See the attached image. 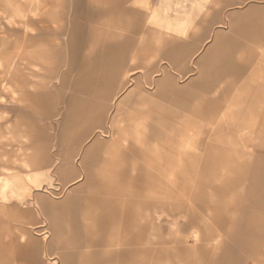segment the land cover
Listing matches in <instances>:
<instances>
[{
  "label": "rangeland",
  "instance_id": "1",
  "mask_svg": "<svg viewBox=\"0 0 264 264\" xmlns=\"http://www.w3.org/2000/svg\"><path fill=\"white\" fill-rule=\"evenodd\" d=\"M216 8L264 29V0H0V264H65L39 193L68 264H264V34Z\"/></svg>",
  "mask_w": 264,
  "mask_h": 264
},
{
  "label": "crops",
  "instance_id": "2",
  "mask_svg": "<svg viewBox=\"0 0 264 264\" xmlns=\"http://www.w3.org/2000/svg\"><path fill=\"white\" fill-rule=\"evenodd\" d=\"M223 10L216 8L209 13L208 20L205 22L207 26L221 23L222 26L225 24L230 27V32L237 34L239 36H246L250 39L264 34V29H259V26L256 25L255 21L244 20L241 21L239 15L230 14V20H221V15ZM262 32H261V31ZM261 32V33H260ZM227 34L222 30L218 31L215 42L227 41L230 40ZM200 65V64H199ZM206 71V65H203ZM35 162L31 163V158L23 159L21 162V167L28 168L32 167ZM24 166V167H23ZM34 205L37 208L39 214L47 221L48 231L51 237L48 239L47 248L50 251L54 246H57L59 249L58 257L59 259L68 264L73 260L77 254L85 255L87 251L85 247L87 244L82 240L79 235L77 228L73 226V220L68 212V205L59 204L53 201L50 197L39 193L33 198ZM64 229L66 232L64 233Z\"/></svg>",
  "mask_w": 264,
  "mask_h": 264
},
{
  "label": "bare ground",
  "instance_id": "3",
  "mask_svg": "<svg viewBox=\"0 0 264 264\" xmlns=\"http://www.w3.org/2000/svg\"><path fill=\"white\" fill-rule=\"evenodd\" d=\"M24 167V166H23ZM5 182V181H4ZM12 194V193H11Z\"/></svg>",
  "mask_w": 264,
  "mask_h": 264
}]
</instances>
